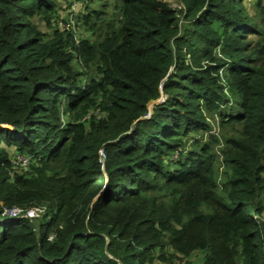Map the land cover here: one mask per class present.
<instances>
[{"label":"trees","instance_id":"16d2710c","mask_svg":"<svg viewBox=\"0 0 264 264\" xmlns=\"http://www.w3.org/2000/svg\"><path fill=\"white\" fill-rule=\"evenodd\" d=\"M57 1L0 0V264H264V7Z\"/></svg>","mask_w":264,"mask_h":264},{"label":"rangeland","instance_id":"374dc122","mask_svg":"<svg viewBox=\"0 0 264 264\" xmlns=\"http://www.w3.org/2000/svg\"><path fill=\"white\" fill-rule=\"evenodd\" d=\"M75 0H58L57 1V13H58V20L61 18H67L71 8L72 4L69 5V2H74ZM78 2L77 8L74 10V14L77 15L79 12L80 14L85 13L88 9L91 7L93 8H101L102 5L106 0H85V3L82 5L83 0H76ZM108 2H111L112 0H107ZM168 1L171 6L173 7H178L181 5L180 0H166ZM260 2V3H259ZM244 4L247 8V10L250 12L252 16H257L259 17L263 11L262 6L264 7V0H244ZM88 5V7H86ZM107 9L111 10V6L109 7V4L107 6ZM110 12V11H109ZM78 27L77 31L79 32L80 35H87L91 36V31L86 30L84 25L82 24L81 20H78ZM40 28L43 30H47L46 24L45 23H40ZM217 53L219 52V48L216 49ZM239 97L235 96L231 100L229 104V109H236L239 106ZM152 106V105H151ZM206 117L207 121L210 125L209 131L214 133L219 140L214 144L213 146V151L216 153V158H215V169L218 175V186L217 190L221 193L224 194V188H223V182L225 180V176H227V170L230 171V168H228L226 165L223 163V155H222V148L225 145V138L233 132V129L230 125H227L226 127L220 126V114L219 111L217 110H212V111H206ZM204 139L207 137L206 133L204 134ZM20 166H23L21 163H19ZM95 179H93V182ZM223 181V182H222ZM66 188H72L70 181H66L65 183ZM41 212V211H40ZM11 213V212H9ZM38 212L35 215H30L28 214L29 218H32L33 216H37ZM261 220L264 223V216L261 218ZM204 260V252L202 250H195L193 254L188 258V259H183V260H178L179 264H202Z\"/></svg>","mask_w":264,"mask_h":264},{"label":"built area","instance_id":"2783aa9c","mask_svg":"<svg viewBox=\"0 0 264 264\" xmlns=\"http://www.w3.org/2000/svg\"><path fill=\"white\" fill-rule=\"evenodd\" d=\"M84 3H85V0H83L82 5ZM77 5H78V2L75 0L72 3V8L70 10L71 13L69 15L71 22H75L74 10L77 8ZM64 24L65 23H62V25H64ZM17 157H18V159H17V161H15L16 163L26 164L28 162V159H27L26 156L18 155ZM39 211H40V209L38 207H31V208L27 209L26 211H22L21 208L14 207V208H11V209H6L4 211V214H7L8 216H11V217H16V216H20V215H24V216H27L28 217V214H29V216L30 215H35ZM9 212H11V213H9Z\"/></svg>","mask_w":264,"mask_h":264}]
</instances>
